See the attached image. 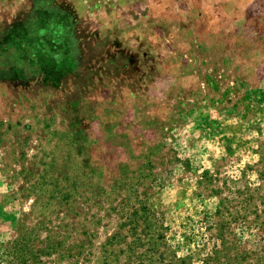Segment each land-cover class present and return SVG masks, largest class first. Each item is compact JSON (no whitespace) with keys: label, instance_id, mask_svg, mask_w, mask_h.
<instances>
[{"label":"rangeland","instance_id":"374dc122","mask_svg":"<svg viewBox=\"0 0 264 264\" xmlns=\"http://www.w3.org/2000/svg\"><path fill=\"white\" fill-rule=\"evenodd\" d=\"M0 264H264V0H0Z\"/></svg>","mask_w":264,"mask_h":264}]
</instances>
